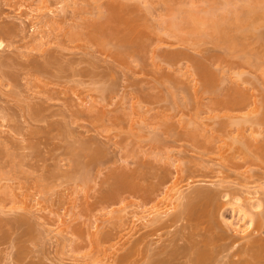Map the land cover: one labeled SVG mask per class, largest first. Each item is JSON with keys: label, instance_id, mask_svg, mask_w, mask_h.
<instances>
[{"label": "rangeland", "instance_id": "1", "mask_svg": "<svg viewBox=\"0 0 264 264\" xmlns=\"http://www.w3.org/2000/svg\"><path fill=\"white\" fill-rule=\"evenodd\" d=\"M118 1L0 0V264H116L156 218L153 249L209 222L236 247L264 242L242 221L264 219V0ZM137 168L165 176L150 201L131 192ZM199 192L221 209L173 221Z\"/></svg>", "mask_w": 264, "mask_h": 264}, {"label": "bare ground", "instance_id": "2", "mask_svg": "<svg viewBox=\"0 0 264 264\" xmlns=\"http://www.w3.org/2000/svg\"><path fill=\"white\" fill-rule=\"evenodd\" d=\"M115 1L116 4L112 5L114 6L113 8L119 9V11L120 10L124 11L128 9L125 3L119 2L118 0ZM100 16L102 15H99L98 17ZM117 17H113V18L115 19ZM117 22L116 23L114 22V24H117ZM213 23L215 24L212 25L213 27L221 26V24L218 22L216 23V21ZM90 28H92V30H90V34L88 35V37H90L89 39L92 40L91 42L102 47L106 46V48L103 47V49L107 50L108 47L107 39H111L110 37H112V34H114L109 32L110 31L109 23H102L101 21L99 22L96 21L95 23L91 24ZM238 30L241 29L238 28ZM81 35H83V33L78 32L74 35V37H78ZM123 36H125V33ZM121 41L124 43L123 45L127 44L126 40H121ZM130 42L132 43V40H130ZM129 43L128 45H130ZM133 44L135 43L133 42ZM48 65L49 63L46 62L45 64L42 65L37 64L35 67L37 70H39L38 71L39 73L40 71L42 73L44 71V73L46 74L49 71ZM31 109L34 115L38 117L42 115L44 110L42 106H33L31 107ZM94 155L96 157L102 156L103 150L97 149ZM145 175L147 174H144V171L141 168H137L129 173H125L127 179H129L130 182H132L131 185L133 186V188L131 189H133V191L131 190V192L134 195L141 196L142 200L144 202H147L150 201L155 195V193L159 190V186L163 183L164 180L163 177L165 176L160 178L159 183H154L149 181L147 182L145 179ZM83 177L84 176L81 175V178ZM140 178L141 180L139 181L138 179ZM197 198L199 199V203L197 201H191L183 210L178 212V214L173 219V221H179L184 216H188L190 220L197 219V217H199L200 215H207L208 217L212 218L215 212L221 209L220 208L221 206L217 205V197L213 194H209L206 192H199ZM200 200H203V202L206 201L204 202L205 204L203 202L201 204ZM203 204L204 205L208 204L207 208L208 206H210V208L209 209L206 208L207 209L206 211L205 209L204 211H202ZM199 206L202 208L200 209ZM253 206L256 208L260 207V201L258 200L257 202L253 203L251 207ZM242 221L244 222V224L245 222L247 224V225L245 224L246 225L244 227L245 230H248L249 228L250 229L252 228L253 230L256 227V225L262 226L264 224V219L261 221H257L255 218L251 216L250 213H248V211H243ZM166 222L167 220L162 221L161 218H156L154 220L149 221V223H145L138 230L139 235L132 242L131 247L125 249L121 254L117 255V257L115 258L116 264H132L133 263L132 258L135 256L139 257L137 264H264V242L262 240L255 239L254 241L249 243L250 245L248 247H236L235 241L231 240L229 236L226 235L227 233H223L224 231L222 232V229H220L221 231L217 232L218 227L213 222H209V227H208V231H211L210 232L211 234L206 236V238L204 240H201L200 242L199 241L191 242L190 245L184 246L175 243V240L173 239V240H168L167 243L163 245H157L158 247H155L154 249L149 248L148 245H151L153 241L150 239V237L157 234V232L160 229H164L167 226ZM1 224H3V222H1ZM75 231L81 232L77 229H75ZM115 236L116 234L112 232L102 234L101 236L93 235L91 237V241L93 243H96L97 245H100L102 244V242L115 238ZM237 255L240 257L237 261L231 259L232 257ZM225 258H228V261L225 262L224 261Z\"/></svg>", "mask_w": 264, "mask_h": 264}]
</instances>
